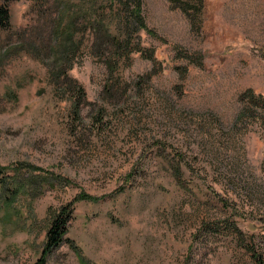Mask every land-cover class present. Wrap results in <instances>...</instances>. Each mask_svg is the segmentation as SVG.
<instances>
[{"label":"rangeland","instance_id":"1","mask_svg":"<svg viewBox=\"0 0 264 264\" xmlns=\"http://www.w3.org/2000/svg\"><path fill=\"white\" fill-rule=\"evenodd\" d=\"M106 1L10 3L0 165L19 183L9 199L0 190V264H35L67 206V241L47 264H253L264 255V125L236 119L245 91L264 95V0H203L195 26L170 1L144 0L158 37L128 29L134 51L114 79L90 28ZM74 16L64 67L85 88L80 113L74 83L48 74Z\"/></svg>","mask_w":264,"mask_h":264},{"label":"trees","instance_id":"2","mask_svg":"<svg viewBox=\"0 0 264 264\" xmlns=\"http://www.w3.org/2000/svg\"><path fill=\"white\" fill-rule=\"evenodd\" d=\"M14 1L21 0H0V30L10 29L12 22L10 3ZM168 1L176 5L184 13L190 19L189 22L193 26L196 25V21L192 15L195 12L196 15H202L203 13V0L194 4L189 0ZM77 19L74 16L68 25L67 33L61 34L64 39L61 41L58 39L55 40V46L51 50V59L53 61L52 64H49L48 74H50L51 82L53 84L56 83L57 86L60 83H67L69 80L74 83L72 102L75 111L80 113L85 103V88L77 81L70 79L68 70L64 67L68 54L77 45L75 41L77 35ZM93 21L94 24L90 28L94 29V33H96L93 42L94 48L97 50L96 54H98L99 58L104 61L110 79L121 78L122 67L127 60H130L129 52L134 51V49H131V42L126 36L128 29H139V31L145 32V34L152 38L158 37L157 31L153 27H150L146 20L144 0H108L106 1V6L101 8L100 13L96 15ZM142 38L143 36L141 35ZM64 41L67 43L65 44ZM136 53L139 54L142 51L139 49ZM179 55H181V58H189L187 52ZM155 57V55L152 56L150 54L147 56V59L155 63L157 60ZM41 60H43L42 57ZM199 60L200 63L203 62L202 57ZM105 86V91L112 94L115 89L114 83L109 81ZM242 96L246 105L241 109L236 123H243L250 118L251 114L254 116L256 113L259 121L264 125V95L257 94L255 90L249 89ZM176 178L182 187L185 189L189 187L187 183L183 182V176L180 170L177 171ZM15 181L19 183V176L13 177L0 165V190L3 191L2 194L5 199H9L17 194L15 193L17 189H14ZM72 214V206H67L52 220L47 230L46 249L35 264H47L48 255L54 249L59 248L63 242L67 241L66 236L70 231L69 227L73 219ZM250 252L254 253L255 251L251 249ZM253 264H264V255L255 252Z\"/></svg>","mask_w":264,"mask_h":264}]
</instances>
